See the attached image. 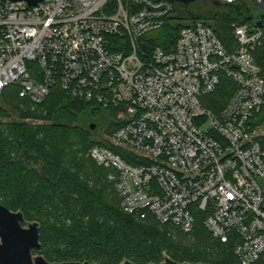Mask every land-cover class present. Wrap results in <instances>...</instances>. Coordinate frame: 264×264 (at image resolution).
I'll return each instance as SVG.
<instances>
[{"label": "built area", "instance_id": "2783aa9c", "mask_svg": "<svg viewBox=\"0 0 264 264\" xmlns=\"http://www.w3.org/2000/svg\"><path fill=\"white\" fill-rule=\"evenodd\" d=\"M218 1L243 20L232 50L198 23L167 53L145 37L179 3L44 0L31 8L0 0V102L16 88L34 109L61 87L113 112L112 144L89 156L114 171L123 211L184 234L202 212L215 239L236 242L240 264H264V148L255 130L264 118V0ZM222 77L236 91L216 114L203 101Z\"/></svg>", "mask_w": 264, "mask_h": 264}, {"label": "trees", "instance_id": "16d2710c", "mask_svg": "<svg viewBox=\"0 0 264 264\" xmlns=\"http://www.w3.org/2000/svg\"><path fill=\"white\" fill-rule=\"evenodd\" d=\"M237 15L233 7L218 0L176 4L164 27L145 40L150 48L171 53L182 29L202 23L211 26L231 51L236 44L233 26L243 21ZM257 62L264 76V46L257 52ZM235 91L236 85L222 77L207 106L218 114ZM103 113H107V133H112L117 129L113 112L81 101L61 87L34 109L19 97L16 88L2 96L0 203L22 212L23 226L40 224V254L51 263L160 264L168 256L180 263L240 264L236 242L223 244L215 239L205 227L202 212H195L193 232L184 234L152 217L142 220L123 211L115 182L108 179L110 171L87 157L100 145L92 140L86 126L90 124L91 129L92 119H101ZM28 119L42 123L33 125ZM262 145L264 148V142Z\"/></svg>", "mask_w": 264, "mask_h": 264}, {"label": "water", "instance_id": "95a60500", "mask_svg": "<svg viewBox=\"0 0 264 264\" xmlns=\"http://www.w3.org/2000/svg\"><path fill=\"white\" fill-rule=\"evenodd\" d=\"M8 3H25L33 8L38 6L44 0H4ZM173 3L189 5L197 0H169ZM231 7V6H229ZM241 17V15H237ZM145 51L147 47H144ZM95 125L91 126L94 129ZM25 223L24 214L20 211L13 212L0 203V264H91L89 262H64L51 263L45 259L40 243L41 226L37 222ZM34 252L38 254L35 255ZM121 264H135L130 261H124ZM154 264V263H150ZM160 264H191L180 263L165 256Z\"/></svg>", "mask_w": 264, "mask_h": 264}, {"label": "rangeland", "instance_id": "374dc122", "mask_svg": "<svg viewBox=\"0 0 264 264\" xmlns=\"http://www.w3.org/2000/svg\"><path fill=\"white\" fill-rule=\"evenodd\" d=\"M230 9V8H229ZM153 33H151L150 35H152ZM149 35V36H150ZM204 104L207 105L208 103H210V99L207 97L206 99H204ZM107 113H103L101 115V119H92L91 121V124H95V128L94 129H90L89 128V125L87 124L86 126V130L90 131L91 133V136H92V140H95L97 144L99 145H103V146H110L112 143L111 141H109L108 139L112 136V134L114 133L113 130L112 133H107V126L105 125V120L104 118L107 119V116H106ZM27 123H30V124H40L42 123V121H38L36 119H28L27 120ZM107 124V123H106ZM114 128V127H113ZM256 137L258 138V140L263 143L264 142V120L261 121L259 124H257L256 128ZM90 152V151H89ZM89 152L87 154V157L89 159L90 156H89ZM110 171V174L111 173H114V171L112 170H109ZM110 176V175H109ZM108 176V177H109ZM110 180V178H108ZM261 186L263 187L264 189V182H261ZM94 264H98V263H94Z\"/></svg>", "mask_w": 264, "mask_h": 264}]
</instances>
